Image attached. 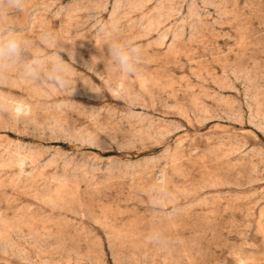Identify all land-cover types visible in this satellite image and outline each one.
Masks as SVG:
<instances>
[{
    "label": "rangeland",
    "instance_id": "1",
    "mask_svg": "<svg viewBox=\"0 0 264 264\" xmlns=\"http://www.w3.org/2000/svg\"><path fill=\"white\" fill-rule=\"evenodd\" d=\"M8 23L53 34L72 87L0 78V264H264V0H27ZM130 38L129 77L108 44Z\"/></svg>",
    "mask_w": 264,
    "mask_h": 264
},
{
    "label": "clouds",
    "instance_id": "2",
    "mask_svg": "<svg viewBox=\"0 0 264 264\" xmlns=\"http://www.w3.org/2000/svg\"><path fill=\"white\" fill-rule=\"evenodd\" d=\"M27 0H0V78H3L11 69L19 68V75L36 83H44L53 90H66L72 87L70 64L66 62L51 33H44L39 37L42 45L52 49L50 53L33 50V41L26 39L8 18L14 12H23ZM96 27L100 33L107 31V25L97 21ZM115 28L113 26V32ZM108 57L111 66H115L125 76H134L138 73L143 62V49L135 39H112L108 44ZM63 102L55 104L57 110L63 107ZM151 199L156 204L166 199L168 193L159 186L154 185L151 190ZM149 243L164 245L167 238L163 232L153 230L147 237Z\"/></svg>",
    "mask_w": 264,
    "mask_h": 264
}]
</instances>
